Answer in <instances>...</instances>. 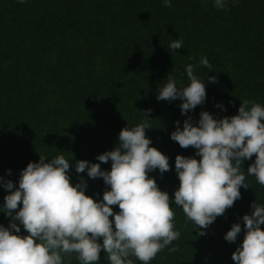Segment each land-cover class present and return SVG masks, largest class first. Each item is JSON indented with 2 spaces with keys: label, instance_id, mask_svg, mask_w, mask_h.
Segmentation results:
<instances>
[{
  "label": "trees",
  "instance_id": "16d2710c",
  "mask_svg": "<svg viewBox=\"0 0 264 264\" xmlns=\"http://www.w3.org/2000/svg\"><path fill=\"white\" fill-rule=\"evenodd\" d=\"M171 3L0 0V176L18 187L29 162H38L39 155L51 159L63 154L70 160L72 184L82 177L88 185L85 194L99 201L107 186L87 172L77 174L75 162L98 163V155L118 144L120 131L143 122L142 112L151 109L152 129L146 135L151 147L169 157L171 170L149 176L174 199L179 187L175 157H200L170 139L175 122L182 128L187 116L181 114L182 101H158V88L168 74L178 87L187 86L184 70L192 63L207 93L206 102L187 114L194 124L201 111L220 119L238 114L244 100L264 105V0H239L236 6L227 0L224 10L214 7V0ZM173 39L183 40V48L170 50ZM202 55L211 69L199 65ZM208 76H216V82ZM254 160L244 161L245 170ZM101 167L110 170L111 162ZM245 175L250 188L240 189L242 198L217 217L205 236H198L173 203L181 235L169 247L179 251L165 248L150 264H234L232 253L244 233L232 244L224 236L234 223L243 227L242 217L251 214L253 202L264 204V186ZM7 194L0 187V207ZM9 223L0 212V224ZM21 234H27L22 226ZM65 264H79L76 254L65 257ZM99 264H109L106 254Z\"/></svg>",
  "mask_w": 264,
  "mask_h": 264
},
{
  "label": "clouds",
  "instance_id": "9594fccd",
  "mask_svg": "<svg viewBox=\"0 0 264 264\" xmlns=\"http://www.w3.org/2000/svg\"><path fill=\"white\" fill-rule=\"evenodd\" d=\"M232 2L236 6L239 0ZM163 4L172 6L171 0ZM226 4L227 0H214L218 10ZM168 47L176 52L183 48V40L173 39ZM199 65L212 68L203 55ZM196 68L186 65L187 86L178 87L168 74L157 92L158 101H182L179 107L187 119L182 128L180 121L175 122L170 139L183 149H195V156L200 157H175L179 187L174 199L149 176L156 170L163 176L171 165L168 156L150 146L146 130L152 129L148 118L152 110L148 109L142 112L143 122L120 131L118 144L98 155V163L75 162L77 174L87 172L88 178H101L107 186L99 201L85 194L88 185L82 177L72 184L70 160L63 154L51 159L39 155L38 162H29L19 174L18 187L0 176V187L8 193L0 212L10 220L7 227L0 224V264H65V257L73 253L79 264H99L102 253L109 264H134L133 257L150 264L165 248L179 251L169 247L181 235L175 229L173 203L202 237L217 217L242 198L240 189L250 188L245 171L264 186V105L244 100L238 114L220 119L201 111L194 124L187 114L207 98L204 79L195 74ZM207 79L215 83L217 78ZM254 156L245 170L244 161ZM109 162L110 170L102 169ZM117 206L118 212L114 211ZM251 208V214L242 217L243 227L234 223L224 236L232 244L244 233L232 253L234 264H264V204L255 201ZM21 226L26 235L21 234Z\"/></svg>",
  "mask_w": 264,
  "mask_h": 264
}]
</instances>
